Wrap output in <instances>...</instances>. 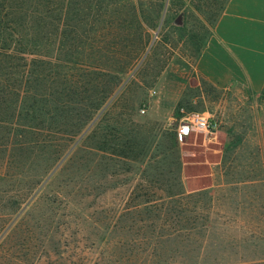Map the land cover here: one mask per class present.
Listing matches in <instances>:
<instances>
[{
  "label": "rangeland",
  "instance_id": "obj_1",
  "mask_svg": "<svg viewBox=\"0 0 264 264\" xmlns=\"http://www.w3.org/2000/svg\"><path fill=\"white\" fill-rule=\"evenodd\" d=\"M160 1H18L30 72L8 75L74 92L50 117L77 103L81 134L1 132L0 264H264V89L197 72L222 0ZM191 113L217 130L180 137Z\"/></svg>",
  "mask_w": 264,
  "mask_h": 264
},
{
  "label": "trees",
  "instance_id": "obj_2",
  "mask_svg": "<svg viewBox=\"0 0 264 264\" xmlns=\"http://www.w3.org/2000/svg\"><path fill=\"white\" fill-rule=\"evenodd\" d=\"M18 1L0 0V134L3 131L5 144L9 147L13 130L17 129L19 132L17 133L19 137L17 146L20 148L19 151L26 153L27 149L45 147L49 144L47 136L43 135L45 130H55V128L56 130H65L61 134L66 136L81 134V107L75 103L72 110L67 112L59 121H55L50 117L52 112L65 111L68 107H64L63 100L69 102L74 92H68L69 89L67 88H52L53 83L45 93H35L33 86L22 87L19 79H14L8 75L11 71L30 72L28 71L30 61L25 57V55H29L30 51H28L21 34L27 30L26 22L34 17L36 12L33 8L25 9V11L23 8L19 9ZM174 1L169 0L171 3H168V0H161L160 3L162 2V6L167 3L174 5ZM178 1L184 5L185 1ZM229 1H220L218 13L214 16L215 27ZM42 9L44 11V7ZM46 11L48 13V10ZM214 30L215 28L212 27L209 37L214 33ZM21 69L24 71H20ZM51 75L53 74L51 73ZM41 76L47 78L46 71H41ZM74 89L77 94L81 93V87L75 86ZM2 104L6 107H3ZM105 104V97H103L99 102V109ZM92 119L93 117L88 118V120ZM7 130L12 131L9 133ZM51 133L53 136L60 134L52 131Z\"/></svg>",
  "mask_w": 264,
  "mask_h": 264
},
{
  "label": "crops",
  "instance_id": "obj_3",
  "mask_svg": "<svg viewBox=\"0 0 264 264\" xmlns=\"http://www.w3.org/2000/svg\"><path fill=\"white\" fill-rule=\"evenodd\" d=\"M264 0H230L197 59L198 74L219 86L264 89Z\"/></svg>",
  "mask_w": 264,
  "mask_h": 264
},
{
  "label": "built area",
  "instance_id": "obj_4",
  "mask_svg": "<svg viewBox=\"0 0 264 264\" xmlns=\"http://www.w3.org/2000/svg\"><path fill=\"white\" fill-rule=\"evenodd\" d=\"M218 128L215 120L201 113H191L180 120L178 134L188 137L192 133H214Z\"/></svg>",
  "mask_w": 264,
  "mask_h": 264
}]
</instances>
